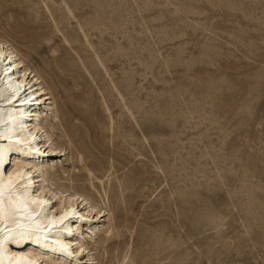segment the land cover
Returning <instances> with one entry per match:
<instances>
[{
	"label": "rangeland",
	"instance_id": "1",
	"mask_svg": "<svg viewBox=\"0 0 264 264\" xmlns=\"http://www.w3.org/2000/svg\"><path fill=\"white\" fill-rule=\"evenodd\" d=\"M0 39L98 116L60 183L112 210L99 264H264V0H0Z\"/></svg>",
	"mask_w": 264,
	"mask_h": 264
},
{
	"label": "bare ground",
	"instance_id": "2",
	"mask_svg": "<svg viewBox=\"0 0 264 264\" xmlns=\"http://www.w3.org/2000/svg\"><path fill=\"white\" fill-rule=\"evenodd\" d=\"M76 109L80 115L70 110L59 117L41 75L0 39V264H99L96 241L110 233L112 210L93 201L85 187L60 183L67 174L61 159L69 161L72 146L84 158L75 169L83 161L94 166L101 155L89 141L92 128H100L97 114L89 105ZM56 129L64 132L61 143ZM139 181L135 176L134 186ZM131 203L118 198L119 237L122 210Z\"/></svg>",
	"mask_w": 264,
	"mask_h": 264
}]
</instances>
